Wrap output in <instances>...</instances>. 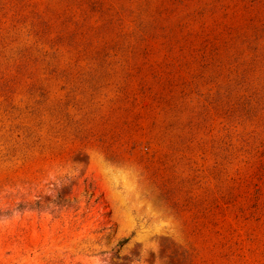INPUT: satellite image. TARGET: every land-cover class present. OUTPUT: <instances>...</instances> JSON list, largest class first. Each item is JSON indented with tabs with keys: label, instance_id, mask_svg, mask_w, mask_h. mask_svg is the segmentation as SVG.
I'll list each match as a JSON object with an SVG mask.
<instances>
[{
	"label": "rangeland",
	"instance_id": "obj_1",
	"mask_svg": "<svg viewBox=\"0 0 264 264\" xmlns=\"http://www.w3.org/2000/svg\"><path fill=\"white\" fill-rule=\"evenodd\" d=\"M0 264H264V0H0Z\"/></svg>",
	"mask_w": 264,
	"mask_h": 264
},
{
	"label": "bare ground",
	"instance_id": "obj_2",
	"mask_svg": "<svg viewBox=\"0 0 264 264\" xmlns=\"http://www.w3.org/2000/svg\"><path fill=\"white\" fill-rule=\"evenodd\" d=\"M100 161V160H99ZM97 160L96 166L101 173V176L105 180V184L108 186L110 195L114 200L116 215L121 223V228H128L136 223V218L133 215L132 211L128 207L126 196L122 190L119 189V177L112 169L107 167L104 163H101ZM125 179V178H123ZM123 185V184H122ZM149 229L140 227L137 235L140 238L147 240L149 238Z\"/></svg>",
	"mask_w": 264,
	"mask_h": 264
}]
</instances>
